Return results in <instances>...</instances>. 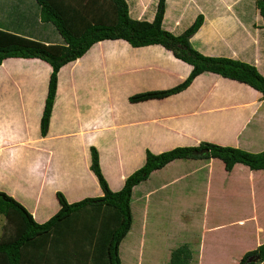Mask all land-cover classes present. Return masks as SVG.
I'll list each match as a JSON object with an SVG mask.
<instances>
[{
    "label": "crops",
    "instance_id": "0c3cea01",
    "mask_svg": "<svg viewBox=\"0 0 264 264\" xmlns=\"http://www.w3.org/2000/svg\"><path fill=\"white\" fill-rule=\"evenodd\" d=\"M14 1L18 0L0 4L13 2L7 13H15L19 8ZM49 1L75 34L90 23L116 21L111 0ZM126 1L131 17L151 20L158 0ZM152 3L155 10L146 16ZM199 13L203 20L189 37L193 47L203 54L252 63L264 76V20L256 0H165L161 24L180 33ZM6 22L10 25L12 20ZM191 68L160 43L134 46L124 38L98 40L60 66L47 130L41 133L51 65L39 57H4L0 190L21 201L37 221H44L59 208L52 202L57 190L75 201L93 196L86 188L88 179L95 182L94 189H101L89 166L91 145L110 188L118 189L144 163L146 149L157 153L206 140L263 150L264 97L246 82L204 70L180 91L137 101L128 98L135 92L174 86ZM197 178L196 185L201 183L204 189L190 207L189 218L201 220L194 230L197 237L186 242L191 249L189 264H237L243 253L264 242V168L235 162L227 170L217 156L174 158L133 186L130 208L139 197L143 204L137 208L146 216L143 197L150 196L155 185L160 190L170 184L189 185ZM214 186L221 187V193L214 192ZM182 210L178 208L179 213ZM4 221L5 226V216ZM210 231L213 235L207 234ZM253 264H264V259Z\"/></svg>",
    "mask_w": 264,
    "mask_h": 264
},
{
    "label": "trees",
    "instance_id": "16d2710c",
    "mask_svg": "<svg viewBox=\"0 0 264 264\" xmlns=\"http://www.w3.org/2000/svg\"><path fill=\"white\" fill-rule=\"evenodd\" d=\"M35 1L39 6V20L54 25L58 40L45 42V39H37L0 26V63L8 56L39 57L50 63L51 71L40 118L41 133L47 130L60 66L81 56L92 43L105 38H124L134 46L160 43L171 49L175 56L192 65L188 75L176 85L132 93L128 97L130 101L163 97L180 91L194 76L204 70L246 82L258 89L264 97V76L255 65L229 56L203 54L192 46L189 37L200 26L203 20L202 13H199L182 32L173 33L161 24L165 0L157 1L156 11L151 20L131 17L126 0H111L117 13L114 23H90L82 32L75 34L49 0ZM256 4L264 20V0H256ZM209 156L221 158L227 170H230L235 162L245 163L251 168H264V149L253 152L229 144L202 140L197 144L176 145L157 153L146 149L144 163L126 176L119 189L112 190L101 170L98 151L91 145L89 166L102 188L103 193L100 195L68 201L65 195L57 190L59 208L44 221H37L21 201L0 190V214L6 217L4 232L0 235V264H58L62 262L57 259L58 246L65 245L63 242L65 239L74 243L77 231H80V235L86 230L91 231L95 221L99 222L100 215V233L96 235L90 232L93 236L88 245H93L92 242L96 238L99 245L97 264H121L118 247L132 220L130 196L133 186L146 179L153 169L174 158ZM82 210L87 211L86 219L78 218ZM58 242L60 244L54 246ZM65 248L66 246L60 248V253ZM127 248L128 246H122L121 253ZM255 253L259 254L258 259L246 261L249 255ZM190 258L191 249L185 242L172 249L169 264H189ZM78 259L79 257H75L73 263L76 264ZM263 259L264 242L247 250L237 264H253Z\"/></svg>",
    "mask_w": 264,
    "mask_h": 264
},
{
    "label": "rangeland",
    "instance_id": "374dc122",
    "mask_svg": "<svg viewBox=\"0 0 264 264\" xmlns=\"http://www.w3.org/2000/svg\"><path fill=\"white\" fill-rule=\"evenodd\" d=\"M14 3L18 5L15 9L19 8V11L15 13H7L12 8V5H14L13 2L6 5L0 4V16L2 17L0 22L3 20L2 23H4L1 27H5L9 30L37 39H46L50 41L58 40V33L54 25L52 23L42 22L39 20V6L35 0H18L14 1ZM154 6L155 4L152 3L146 13V16L152 14L153 9L155 10ZM131 11L132 8L130 9V13ZM9 14L11 16H9ZM13 17L17 18V20L13 19ZM8 19L12 20L10 25L6 22ZM186 20L187 19L185 17L182 24H184ZM12 24L13 27H11ZM158 177L159 173H157L154 177L155 181ZM197 180L198 178L196 180H192L189 185L185 183H182L181 185L170 184L167 188L160 190L157 185H155V190L152 191L151 195L147 196L145 199L143 197V202H147L144 207L141 208H144L145 211L148 209V214L145 212L146 216H144V214L142 216V210L140 208V210H138L137 208L143 204L141 199L139 197H135L133 199L130 228L124 235L125 237L121 240L119 245L121 264H169L170 250H172L176 245L178 246L181 241L188 242V239H191V237H197L194 230L197 227L199 228L197 221L201 219L200 217L193 220L192 218H189L190 207H194V200L195 198H198V196L196 197V193L197 195H200L204 189L203 184L198 183V185H196ZM86 184V188H88L89 192H91L89 195H99L103 193L102 188L94 189L93 185L95 182L91 179H88ZM143 184L148 183L144 182ZM116 188L117 187L111 189L117 190L118 188ZM220 190L222 189L219 186L213 187L214 192H220ZM137 193V189L133 190L132 195H136ZM49 199H51V197H49ZM52 202L54 205L56 202L59 204L55 195L54 198H52ZM163 202L166 204H163ZM179 207H183L184 209L181 213L178 211ZM198 210L200 212L202 207ZM87 211L82 210L79 213L80 215L78 218L86 219L88 216ZM186 214L187 217L185 216ZM220 214L224 213L220 212ZM100 217L101 215L99 216V222L95 221L91 231L82 230L84 231L82 232V235H80V231H77L79 235L76 233L77 237L75 238L74 243H72L69 239H65L63 242L66 244L62 247L66 246V248L62 250V253H60V248H62L61 245L58 246L59 252H56V255H58L57 259L62 261L60 263L58 262V264H74L72 260L75 257H79V259L76 260V264H97L96 256L99 252V245L96 243V238L92 242L93 245L89 246L88 244H90V238L93 236L90 232H93V234L95 233L96 235L97 233H100ZM220 219L221 217L219 216L218 220L220 221ZM211 220L212 218H208V224ZM146 221L148 222L145 228ZM4 222V216L0 215V235L3 232ZM207 234L213 235V232L210 231L207 232ZM77 238L79 239L78 241ZM58 244L60 243L58 242L57 244H54V246H57ZM122 246H128L124 253H121ZM52 249L55 250V247ZM124 258L126 259V262H123ZM257 262L259 261H256L255 263Z\"/></svg>",
    "mask_w": 264,
    "mask_h": 264
},
{
    "label": "water",
    "instance_id": "95a60500",
    "mask_svg": "<svg viewBox=\"0 0 264 264\" xmlns=\"http://www.w3.org/2000/svg\"><path fill=\"white\" fill-rule=\"evenodd\" d=\"M258 257H259V254H258V253L251 254V255H249V256L246 258V261H254V260L258 259Z\"/></svg>",
    "mask_w": 264,
    "mask_h": 264
}]
</instances>
